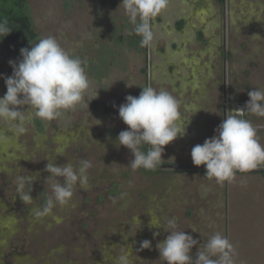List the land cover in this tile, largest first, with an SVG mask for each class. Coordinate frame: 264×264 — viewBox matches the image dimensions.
Listing matches in <instances>:
<instances>
[{"label":"rangeland","instance_id":"1","mask_svg":"<svg viewBox=\"0 0 264 264\" xmlns=\"http://www.w3.org/2000/svg\"><path fill=\"white\" fill-rule=\"evenodd\" d=\"M201 1L209 13L194 16L193 0H168L150 22L153 41L142 47L121 0H26L35 43L55 37L82 61L90 88L55 120L31 116L22 134L0 121V264H116L122 247L136 251L144 240L151 247L132 253L135 264H165L156 244L168 233L151 223L166 227L171 218L198 246L216 233L226 237L233 264H264V179L258 174L217 183L188 177L187 170H133L130 151L113 142L127 127L119 105L144 87L168 91L179 103L178 123L191 115L193 126L203 121L205 138L222 122L215 107L229 101L243 108L250 90L264 91V0ZM204 14L215 18L208 21ZM19 59L20 52L0 39V97L6 92L2 77L12 74L9 61ZM244 113L240 118L249 120ZM258 121L250 122L264 135ZM184 136L165 146L163 165L189 164L192 147ZM80 160L92 165L87 186L77 183L61 205L45 166L78 167ZM25 176L32 178L25 189L31 202L18 193L17 177Z\"/></svg>","mask_w":264,"mask_h":264},{"label":"clouds","instance_id":"2","mask_svg":"<svg viewBox=\"0 0 264 264\" xmlns=\"http://www.w3.org/2000/svg\"><path fill=\"white\" fill-rule=\"evenodd\" d=\"M119 5L135 25L141 46L150 45L153 41L150 22L167 7L168 0H121ZM11 31L7 20H0V39ZM9 65L12 74L2 77L6 92L0 97V121L11 124L18 134L26 131L24 125L31 116L52 121L74 109L90 88L82 61L61 47L53 36L21 48L20 59L10 60ZM94 95L96 98L98 91ZM247 95L243 108L229 110L227 117L214 129V135L191 149L192 164L203 165L205 175L217 183L233 179L236 171L248 172L264 163V146L258 141L256 129L249 120L240 118L245 111L264 116V91L252 89ZM178 109V101L168 91L152 87L142 88L138 96H126L125 102L119 105L118 117L127 127L113 142H118L117 148L122 146L130 151L129 163L133 170H154L163 160L165 146L186 134L192 115L178 123L181 115ZM141 145H147V150L142 151ZM91 167L87 160H80L78 167L71 163H47L45 171L50 175L46 179L53 181L54 200L61 205L67 204L77 183L87 186V170ZM57 177L64 178V183L56 182ZM17 181L20 199L31 202L32 197L25 189L32 178L17 177ZM52 203L50 199L49 207ZM151 225L168 233L156 244L159 259L165 264H233V245L220 233L198 246L192 235L177 229L175 218L168 219L166 227ZM150 247L149 240L142 241L136 251L130 245L126 249L122 247L116 264H135L132 253ZM193 247H197L195 258L191 255Z\"/></svg>","mask_w":264,"mask_h":264},{"label":"trees","instance_id":"3","mask_svg":"<svg viewBox=\"0 0 264 264\" xmlns=\"http://www.w3.org/2000/svg\"><path fill=\"white\" fill-rule=\"evenodd\" d=\"M0 20H7L12 30L2 40L13 50L20 52L21 48L30 47L37 41L38 36L26 13V0H0ZM181 26L182 23H178V28Z\"/></svg>","mask_w":264,"mask_h":264},{"label":"crops","instance_id":"4","mask_svg":"<svg viewBox=\"0 0 264 264\" xmlns=\"http://www.w3.org/2000/svg\"><path fill=\"white\" fill-rule=\"evenodd\" d=\"M188 1V0H187ZM202 4H203V1H201V0H193V2H192V7H193V9H192V12H191V15H193L194 14V16H196V14L198 13V12H200V11H204L205 9L204 8H202ZM212 6V5H211ZM212 8V7H211ZM213 9V8H212ZM204 12H207V13H209L208 11H204ZM205 15V14H204ZM206 17H207V19H208V21L212 18V19H214L215 17L213 16V17H211V15L210 14H206L205 15ZM180 23V22H179ZM203 23V22H202ZM203 31H205L204 30V28L201 30V32H200V35L202 36V38L203 37H205V35L204 34H202V32ZM197 32H199V29H197ZM204 33V32H203ZM215 66H213V68H214ZM212 68V70H215L216 71V68H214L213 69ZM218 70H219V66H218ZM213 102H214V100H212ZM212 101H211V103H212ZM215 102H217L216 100H215ZM216 108V111H217V113H215V115H217V117H218V119H220L221 118V120H223V119H225L226 117H227V115L229 114L228 113V111L229 110H234V109H236L235 107H234V104L231 102V103H229V101L227 102V101H223V103L221 104V105H218V107H215ZM187 114H189V113H187ZM221 114V115H220ZM248 115L249 116H251V118L249 119V121H251L253 118L254 119H258V120H260V121H258V123L259 122H264V121H262L260 118L262 117V116H258V115H256V114H254V113H251V112H248ZM248 117V116H247ZM203 121H200V122H198L199 123V125H196V127L195 126H193V121H192V119L190 118V123H188V129H190V131H188V132H186V135L183 137L184 138V140L185 139H187L188 140V142H187V145H190L191 147H193V146H195L196 144H202L203 142H204V140L206 139L205 138V136H206V129L204 128V126L205 125H203V123H202ZM256 123H257V121H256ZM251 124H253V123H251ZM194 136H197L196 138L194 137ZM257 138H258V141H259V143L262 145V146H264V135H260L259 133L257 134ZM186 163H191L192 164V161H186ZM261 164H264V163H261ZM184 175H186V176H188V177H192V178H196L197 176H200V177H205V179L207 180V179H211V178H208L206 175H205V170H201V171H187ZM235 176L237 177H242V175L241 174H236L235 173ZM256 177H258L259 178V180L260 179H264V174H258ZM255 178V177H254ZM218 192H220L219 191V188H218ZM215 193V192H214ZM217 193V192H216ZM187 196H189V195H187ZM190 197H192L193 198V196H190ZM194 200V199H193ZM199 200L200 201H202V202H204V203H206V201H203L204 200V197L203 196H199Z\"/></svg>","mask_w":264,"mask_h":264},{"label":"water","instance_id":"5","mask_svg":"<svg viewBox=\"0 0 264 264\" xmlns=\"http://www.w3.org/2000/svg\"><path fill=\"white\" fill-rule=\"evenodd\" d=\"M161 167L168 168L171 170H178V171H201L205 170L204 166L201 165L199 167L194 166L193 164H164ZM237 174H264V164H259L255 170H251L248 172H239L236 171Z\"/></svg>","mask_w":264,"mask_h":264},{"label":"flooded vegetation","instance_id":"6","mask_svg":"<svg viewBox=\"0 0 264 264\" xmlns=\"http://www.w3.org/2000/svg\"><path fill=\"white\" fill-rule=\"evenodd\" d=\"M224 87V86H223ZM162 164H160L158 167H161Z\"/></svg>","mask_w":264,"mask_h":264}]
</instances>
